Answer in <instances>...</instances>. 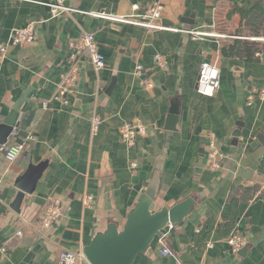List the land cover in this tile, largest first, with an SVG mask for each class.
Segmentation results:
<instances>
[{"label": "crops", "instance_id": "1", "mask_svg": "<svg viewBox=\"0 0 264 264\" xmlns=\"http://www.w3.org/2000/svg\"><path fill=\"white\" fill-rule=\"evenodd\" d=\"M50 1L0 0V43L7 46L0 60V118L28 90L18 126L26 121L30 136L16 161H5L0 151V247L6 249L0 264H56L61 249L82 251L108 223L122 228L155 172L160 173L155 210L188 197L195 206L133 264H264V145L257 138L264 132V97L259 95L264 56L248 61L229 54L241 22L238 13L229 12L235 4L249 9L254 2L158 0L165 29H146L92 13L132 17L156 0H64L70 10L57 16ZM28 23L33 41L10 44L11 31ZM84 32L94 34L105 67L95 71L81 56L74 89L64 102L56 91L69 71V44ZM155 54L164 57L166 69L156 64ZM136 63L144 68L143 80L133 74ZM202 63L219 69L220 86L211 97L196 89ZM173 100L179 103L176 130L167 131ZM93 116L101 119L94 134ZM127 122L146 128L130 148L119 133ZM211 136L224 155L216 170L207 163ZM132 160H137L135 171L129 167ZM43 163L33 192L14 211L15 180L28 165ZM84 196L92 197L88 207ZM51 200L59 201L61 213L44 228L42 209ZM210 219L216 225L232 222L231 230L243 234L248 248L233 254L226 241L230 228L208 232Z\"/></svg>", "mask_w": 264, "mask_h": 264}, {"label": "built area", "instance_id": "2", "mask_svg": "<svg viewBox=\"0 0 264 264\" xmlns=\"http://www.w3.org/2000/svg\"><path fill=\"white\" fill-rule=\"evenodd\" d=\"M47 5L50 8L51 14L53 16L60 15L64 12L70 10V8L65 5L64 0H51ZM163 6L160 1L156 0L148 4L142 11L137 13L132 17H114L105 14L92 13L93 15L101 18H106L114 21H121L126 23H131L144 27L146 29H165L160 24V18L162 16ZM194 36L206 35V33L199 31H191ZM34 28L31 23H28L25 27L16 28L11 31L9 43L12 45H18L21 43H29L34 39ZM71 53L69 55V71L64 76V80L58 86L56 91V96L62 98L64 102H67L66 94L70 93L74 89L76 72L78 69V62L81 56L86 57L92 64L95 71H99L105 67V58L98 50V44L96 42L95 36L91 32H84L80 37L75 41L69 44ZM7 46L3 43H0V60L6 56ZM154 60L156 64L162 68H167V62L161 54H155ZM144 68L141 64L136 63L133 69V74L139 76L143 80ZM143 84L147 87H152L151 82H144ZM220 86L219 80V69L210 63H202L199 67L198 78H197V92L205 97H211L214 95L215 91ZM260 97H264V90H261L259 93ZM251 100V97H249ZM46 103H44L45 105ZM101 119L98 116H93L90 123L91 133L94 134L97 132ZM18 128V127H17ZM17 128L14 129L11 136L17 134ZM146 132V128L138 123H124L120 128V139L123 144L127 147H133L136 141L138 134ZM30 139L29 134H26L22 141L9 142V139L6 144H4L0 151L5 161L14 162L26 149L27 141ZM224 155L219 151L215 138L210 137L209 143L207 145V163L209 169L216 170L220 167L221 161L223 160ZM129 167L132 171L137 169V160H132L129 164ZM91 196H84L82 203L84 206H90L92 203ZM61 213V205L58 200L48 201L47 204L42 209V214L40 218V226L47 228L53 223L56 218ZM174 228L172 223H168L161 230V235L156 237L159 243H162L164 237H166ZM21 234L20 231L17 232ZM227 243L229 244L233 254H237L240 249L245 245L246 240L242 233L232 229L228 237L226 238ZM208 246L212 244L207 243ZM6 249L0 247V253H4ZM163 254H167V249H162ZM56 264H89L83 251H72L67 249H61L58 253Z\"/></svg>", "mask_w": 264, "mask_h": 264}, {"label": "water", "instance_id": "3", "mask_svg": "<svg viewBox=\"0 0 264 264\" xmlns=\"http://www.w3.org/2000/svg\"><path fill=\"white\" fill-rule=\"evenodd\" d=\"M113 83L108 90H111ZM29 91H24L12 105L9 113L0 118V150L7 143L9 137L19 124V114L22 104L28 99ZM179 112L178 100H173L164 129L175 131ZM239 136V131L233 133ZM257 138L264 145V132L257 134ZM45 163L28 165L14 183L17 194L11 205L14 211L19 212L20 203L25 194H31L36 182L43 172ZM106 176V175H105ZM160 184V173L155 172L149 185L136 197V202L127 213L124 225L118 228L117 224L110 222L105 230L97 232L91 242L83 248L89 264H133L140 254L152 252L153 240L161 235V230L168 223L180 224L191 213L195 206L193 198L188 197L173 205L165 204L161 209L155 210V200ZM248 247L243 246L244 252ZM35 247L24 259L29 263L36 252ZM241 251V252H242ZM240 253V252H239Z\"/></svg>", "mask_w": 264, "mask_h": 264}, {"label": "trees", "instance_id": "4", "mask_svg": "<svg viewBox=\"0 0 264 264\" xmlns=\"http://www.w3.org/2000/svg\"><path fill=\"white\" fill-rule=\"evenodd\" d=\"M219 1V0H214ZM254 3L249 9H243L235 4L229 14L238 13L241 18L239 28L237 30V38L233 41L229 47V54L232 57H243L248 61H254L259 59L257 54L264 56V0H252ZM202 110V103L198 104L194 118H199ZM26 121L20 123L17 128V134L14 135V141L20 142L26 135L25 127ZM261 168L264 169V157L261 159ZM230 203L236 204L237 200L234 197H230ZM232 222L225 223L223 225H216L215 221L210 219L207 223V231L219 230L220 226L230 228ZM229 231V232H230Z\"/></svg>", "mask_w": 264, "mask_h": 264}]
</instances>
